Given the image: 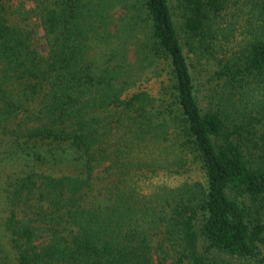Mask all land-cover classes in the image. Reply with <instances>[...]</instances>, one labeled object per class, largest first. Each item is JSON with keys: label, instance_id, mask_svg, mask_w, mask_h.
Here are the masks:
<instances>
[{"label": "trees", "instance_id": "trees-1", "mask_svg": "<svg viewBox=\"0 0 264 264\" xmlns=\"http://www.w3.org/2000/svg\"><path fill=\"white\" fill-rule=\"evenodd\" d=\"M260 99L264 0H0L18 264H264ZM190 157L204 184L155 182Z\"/></svg>", "mask_w": 264, "mask_h": 264}, {"label": "rangeland", "instance_id": "rangeland-1", "mask_svg": "<svg viewBox=\"0 0 264 264\" xmlns=\"http://www.w3.org/2000/svg\"><path fill=\"white\" fill-rule=\"evenodd\" d=\"M247 10L245 9V12ZM245 13L241 14V17ZM236 37L242 38L240 36L243 31V20L239 19L235 25ZM34 36L36 43L40 46V49L43 53L46 51V44L43 38L42 30L38 26V23H35ZM232 46L234 51L237 50V42L232 41ZM192 57V55L190 56ZM206 64L212 65L210 63H203L201 65L205 69ZM208 66V65H207ZM209 68V66H208ZM210 74L213 71L212 68H209ZM204 75V72H203ZM199 97L200 99L204 98L206 95H209V86L204 85V80L201 78L199 80ZM250 87H254L253 85ZM258 92V91H257ZM264 102L263 99H260ZM264 118V114H263ZM28 160L21 154L15 152L9 146L0 147V261L2 264H18L17 254L15 249L12 246L11 236L6 228V221L10 214V204L8 203V193L10 190V182L13 179L20 177L28 167ZM39 170H44V159L43 162L37 164ZM66 167L58 165L54 167L55 171L65 170ZM70 170H75L72 167L68 168ZM73 172V171H72ZM156 183H161L169 188H177L183 184H193L199 182L201 184L205 183L204 175L197 164L190 157L186 163V166L182 168L179 172L175 173H166L159 175L155 179Z\"/></svg>", "mask_w": 264, "mask_h": 264}]
</instances>
